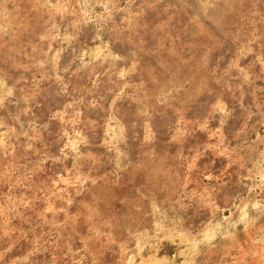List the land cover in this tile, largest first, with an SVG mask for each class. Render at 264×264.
Returning <instances> with one entry per match:
<instances>
[{"label":"rangeland","instance_id":"obj_1","mask_svg":"<svg viewBox=\"0 0 264 264\" xmlns=\"http://www.w3.org/2000/svg\"><path fill=\"white\" fill-rule=\"evenodd\" d=\"M0 264H264V0H0Z\"/></svg>","mask_w":264,"mask_h":264}]
</instances>
